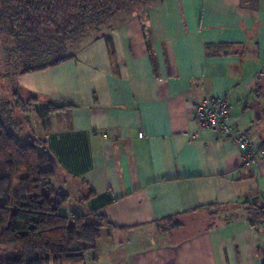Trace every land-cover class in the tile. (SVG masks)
Here are the masks:
<instances>
[{"label":"crops","instance_id":"obj_1","mask_svg":"<svg viewBox=\"0 0 264 264\" xmlns=\"http://www.w3.org/2000/svg\"><path fill=\"white\" fill-rule=\"evenodd\" d=\"M109 35L17 77L26 96L68 105L41 124L55 184L82 183L88 209L115 227L100 238L114 249L99 255V239L85 264H264V221L186 229L202 210L264 202V155L245 164L195 114L225 97L237 130L264 146V0H154ZM169 217L181 226L160 228Z\"/></svg>","mask_w":264,"mask_h":264},{"label":"trees","instance_id":"obj_2","mask_svg":"<svg viewBox=\"0 0 264 264\" xmlns=\"http://www.w3.org/2000/svg\"><path fill=\"white\" fill-rule=\"evenodd\" d=\"M152 1L0 0V93L11 95L0 94V264H85L103 228H115L98 211L63 212L71 194L55 184L45 141L34 129L23 138L15 115L33 108L45 125L68 105L27 97L17 77L74 59L94 31L111 43L110 31ZM245 211L251 224L264 221V202Z\"/></svg>","mask_w":264,"mask_h":264},{"label":"rangeland","instance_id":"obj_3","mask_svg":"<svg viewBox=\"0 0 264 264\" xmlns=\"http://www.w3.org/2000/svg\"><path fill=\"white\" fill-rule=\"evenodd\" d=\"M142 7H145V5ZM102 31L99 33L95 32V31L92 32L90 34V39L95 37L96 35H99L100 33H102ZM5 89L6 88H4L2 93H0L2 95L1 98L4 100L11 99L10 93H8L7 90H5ZM32 109L33 108H27L25 114H23L22 112L16 113V115H15L16 119L19 121H23V123H24L23 126L25 127L24 130L20 131V133H21L23 138H26V136L31 133L32 129H34V131L37 134L36 136L41 137V139L43 140L42 136H40L41 135V124H42L41 117H39ZM81 184H80V182H77V183L74 182L73 184L71 182L69 184V186L67 187V189L70 191L71 197H70L68 204L63 209V212L66 214H69L70 216L73 213L89 214L91 212L88 209L89 204L87 203V201L85 199H83L84 195L82 194V191L80 190L82 188L83 184H82V186H81ZM57 186H58V184H57ZM244 213H246V211L237 210L232 205H223V206L213 207L211 209H205V210L200 211V213L196 214V216L200 219H197L196 221H194L195 225H190L189 227H186V229H188V230L189 229L190 230L195 229V231L204 229L211 222V220H209L207 218L210 216L219 217L220 220L227 221L229 219H232L233 217L243 215ZM174 224H175V220H167V221H163V222L159 223L158 226L160 228H164V227H172V226H174ZM103 241H105V240L100 239V242H99L100 254L99 255L105 254V258H106L109 255L110 251H112L117 244L114 241H112V243L110 242L109 244L107 243V247H106L107 249H105V247L103 246ZM92 254L93 253H90L88 256L91 257ZM103 264H105L104 260H103Z\"/></svg>","mask_w":264,"mask_h":264},{"label":"built area","instance_id":"obj_4","mask_svg":"<svg viewBox=\"0 0 264 264\" xmlns=\"http://www.w3.org/2000/svg\"><path fill=\"white\" fill-rule=\"evenodd\" d=\"M195 114L201 126L214 131L220 139H231L236 142L243 154L245 164L250 166L260 164L264 155V146H256L247 133L237 130L231 117V105L227 98L208 96L195 106ZM144 136L143 132L140 133V137ZM71 215L76 216V213Z\"/></svg>","mask_w":264,"mask_h":264}]
</instances>
